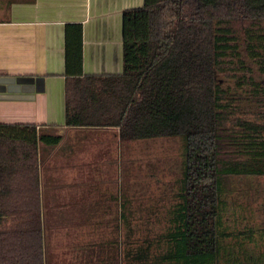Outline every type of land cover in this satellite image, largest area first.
Wrapping results in <instances>:
<instances>
[{
  "label": "trees",
  "instance_id": "16d2710c",
  "mask_svg": "<svg viewBox=\"0 0 264 264\" xmlns=\"http://www.w3.org/2000/svg\"><path fill=\"white\" fill-rule=\"evenodd\" d=\"M122 37V72L86 74L83 26L68 24L65 125L115 128L123 142L180 137L183 149L166 228L121 260L264 264L248 250L264 230L227 223L230 179L264 176V0H144L123 11ZM63 137L0 123V264H49L41 145ZM133 214L123 194L127 232Z\"/></svg>",
  "mask_w": 264,
  "mask_h": 264
},
{
  "label": "crops",
  "instance_id": "0c3cea01",
  "mask_svg": "<svg viewBox=\"0 0 264 264\" xmlns=\"http://www.w3.org/2000/svg\"><path fill=\"white\" fill-rule=\"evenodd\" d=\"M143 4L144 0H0V123L33 124L41 130L57 127L63 140L54 147L44 146V158L61 151L68 168L80 170L86 166L82 179L76 172L71 174V188L78 193L84 184L88 186L84 192L97 190L98 164L91 163L115 157L121 140L119 134L111 138L112 128L65 125L68 24L83 26L86 74L121 73L123 11ZM45 175L48 186L61 185L55 182L59 176L56 169L52 177ZM81 196L72 194V202L81 200ZM51 201L43 198L47 206Z\"/></svg>",
  "mask_w": 264,
  "mask_h": 264
},
{
  "label": "rangeland",
  "instance_id": "374dc122",
  "mask_svg": "<svg viewBox=\"0 0 264 264\" xmlns=\"http://www.w3.org/2000/svg\"><path fill=\"white\" fill-rule=\"evenodd\" d=\"M218 80L237 91L234 80L221 76ZM112 129L111 138L118 134V129ZM182 149L180 137L121 141L120 146H116L115 157L91 163L98 164L97 190L84 192L88 188L84 184L83 191L79 193L71 188V174L76 172L77 177L82 179L86 166L80 170L71 166L68 168L61 151L51 153L46 159L41 151V171L45 181L42 194L44 199H52L49 202L52 205L47 206L44 202L47 210L44 237L48 263L136 264L121 260L122 250L135 251L146 236L153 237L166 228L165 212L172 204L175 181L180 175ZM73 162L81 164L83 160ZM54 169L59 171L55 180L56 183L61 182L59 187H50L46 183L48 176L45 174L49 173L52 177ZM108 174L111 178H106ZM228 188L232 201L227 223L232 228L264 230V176L234 177L230 179ZM76 192L82 195L81 200L73 203L72 194ZM123 194H126L134 211L132 232H127L120 221ZM113 196L115 198L112 199ZM257 238V242L248 245L250 255L256 257L264 255V237ZM234 254L241 256L240 250H235ZM240 258L247 261L246 256Z\"/></svg>",
  "mask_w": 264,
  "mask_h": 264
}]
</instances>
